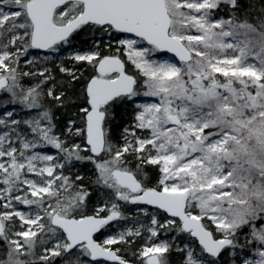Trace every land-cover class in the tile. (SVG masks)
<instances>
[{"label":"snow or ice","instance_id":"snow-or-ice-1","mask_svg":"<svg viewBox=\"0 0 264 264\" xmlns=\"http://www.w3.org/2000/svg\"><path fill=\"white\" fill-rule=\"evenodd\" d=\"M179 3L160 27L158 0H0V264H264V215L229 219L232 173L202 146L216 134L190 143L172 106L218 97L216 77L264 95V61L242 67L247 45L223 39L237 26L213 19L237 0ZM225 48L239 57L212 63Z\"/></svg>","mask_w":264,"mask_h":264},{"label":"rangeland","instance_id":"rangeland-1","mask_svg":"<svg viewBox=\"0 0 264 264\" xmlns=\"http://www.w3.org/2000/svg\"><path fill=\"white\" fill-rule=\"evenodd\" d=\"M182 4H183V0H180V3L176 5L177 10L184 9V11L187 12L188 11L187 9L181 7ZM208 15L210 16L211 14H208ZM213 19H219V18H216L215 16H213ZM219 22L225 25L223 30H228L227 27H231L228 20L224 22L222 21V19H219ZM260 26L262 28V32L264 33V23H260ZM215 30L218 32L221 31V29H215ZM233 36L235 37L234 39H233ZM233 36L224 37L223 39H224L225 44H228V43L235 44L237 42H240L241 46L245 45L243 44L242 41H240L235 36V34H233ZM261 46H264V44L261 43ZM247 49L248 51L246 54V58L241 60V66L242 67L255 66L256 69H260L261 61H264V57L262 59L258 57V53L255 49V46L253 45H250V47H247ZM262 49H264V47H262ZM239 55L240 54L238 50H233L229 48H225L223 50L217 49L213 51L212 53L211 62L216 63V61L218 60H222L226 58H236V57H239ZM160 57L169 58L170 62H176L169 56H164V55H160L159 53H157L156 58H160ZM177 65L179 66L180 64L177 63ZM212 75L214 76L215 74H212ZM183 79L185 82H187L188 76L185 74L183 76ZM241 79L245 80L246 83L242 84L240 82ZM229 81H231L230 87L235 90V93H236L235 96H233L232 93H230L229 91H226L224 88V85L228 84ZM211 82H212L211 80L205 78L203 80V84L205 88H207ZM216 83H217L216 91L218 93V97L210 98L203 104L191 105L189 101L185 99H181L179 97L175 98L172 103V106L177 111L180 110V107L182 105H187L190 108V111L187 113L186 120L182 118V123L192 125V127L190 128L184 127L181 129V131H183L188 136L190 143H197V144L201 143V138L205 135V132L216 134V135L211 136L207 141L203 142L202 146L204 147V151L206 153H221V152H212L211 151L212 144L217 139H221L223 137L228 138L227 139V143H228L230 138L235 136V131L220 130L221 127L223 126L222 124L223 123L224 125L229 124L230 120L224 119L220 116L219 112L217 111V108L219 106L223 105L225 110H228L229 108L237 110L238 119L240 121H243L246 117H251L254 111L259 110V109H264V95L257 94V88L255 87L256 82H254L250 77H231V76L216 77ZM186 86L189 88L191 87L190 84H186ZM260 115L264 116V111H260ZM209 122H212L213 127L219 125L220 128L217 130H213L214 129L213 127L211 128L209 127ZM205 126L207 127L205 128ZM235 127H238V125H235ZM175 134L176 133H173V135ZM241 135H243V133H241ZM225 145L223 146L224 149H225ZM42 151L51 152L52 150L44 149ZM200 156H202L201 152H190L187 159L191 161V160L197 159ZM204 163L206 164L207 162L205 161ZM241 163L242 161L239 158H237V160L234 163L229 162V164H231L232 166H230L231 169H227L228 166H226L225 163H222L220 161V164L222 165V169H223V174H227L229 172L233 174L234 171L240 170ZM194 167L196 170H199L200 164L198 163ZM195 187L197 188V191H198L199 185H196ZM39 251H42V249H40Z\"/></svg>","mask_w":264,"mask_h":264},{"label":"clouds","instance_id":"clouds-1","mask_svg":"<svg viewBox=\"0 0 264 264\" xmlns=\"http://www.w3.org/2000/svg\"><path fill=\"white\" fill-rule=\"evenodd\" d=\"M217 111L222 118L230 120L224 127L235 131V136L225 145V151L208 155L213 159L219 157L225 165L234 163L237 158L242 163L240 170L234 171L229 177L228 182L232 185L229 190L233 195L216 203L231 210L225 213L229 219L237 213L245 217L251 213L264 214V116L260 115V111L264 109L254 111L251 117H246L243 121L238 119L235 109L225 110L221 105ZM209 127H213L212 122H209ZM213 174L215 173H210L208 179ZM220 174H223V169Z\"/></svg>","mask_w":264,"mask_h":264},{"label":"trees","instance_id":"trees-1","mask_svg":"<svg viewBox=\"0 0 264 264\" xmlns=\"http://www.w3.org/2000/svg\"><path fill=\"white\" fill-rule=\"evenodd\" d=\"M225 4L230 3L231 0H224ZM241 5V9L237 8V10H229L227 8H224L222 12H218L216 15H214L216 18L222 19V21L226 22L229 21V18L231 19L230 26H237L234 33L235 36L243 42V44L247 45V47H250V45L255 46V49L258 53V57L262 59L264 57V51H262L261 43L264 44V33L262 32V28L260 26V23H264V0H237V4ZM246 3L250 4L251 7L248 9H244L246 7ZM244 9V10H243ZM180 11H184V9H181ZM244 24L250 28H240L239 25ZM246 33V34H245ZM203 50V49H201ZM205 68L207 69L208 62L207 60L204 61ZM26 83L30 81H25ZM221 120V119H220ZM220 130H228L224 127V123L222 124ZM213 130H217L220 127L215 126L213 127ZM223 128V129H222ZM227 169H231V164L227 163ZM237 166V165H236ZM235 166V168H236ZM79 170L81 174H87L89 176L92 175V168L91 165H79L77 164L73 168V172ZM148 172L152 173V179H156V173L153 172V169L148 168ZM95 195H93V199H95ZM129 211H132V209H129ZM264 215V214H261ZM39 249V248H38ZM37 251L39 252V250ZM6 246L3 244L2 241H0V259H5V253ZM175 256V253H173V257ZM131 259V257H128ZM59 264V262H58Z\"/></svg>","mask_w":264,"mask_h":264},{"label":"water","instance_id":"water-1","mask_svg":"<svg viewBox=\"0 0 264 264\" xmlns=\"http://www.w3.org/2000/svg\"><path fill=\"white\" fill-rule=\"evenodd\" d=\"M158 13L159 14L156 17V21H157L158 26L162 27L166 20V16L164 15V9H163V0H158ZM159 54L169 56L174 61L180 64V61L178 60V58H175L172 53H159Z\"/></svg>","mask_w":264,"mask_h":264}]
</instances>
